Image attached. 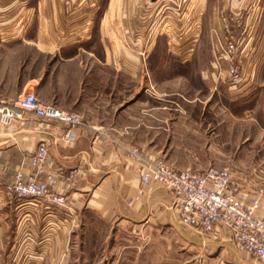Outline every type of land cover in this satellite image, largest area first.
I'll return each instance as SVG.
<instances>
[{"label": "crops", "instance_id": "obj_1", "mask_svg": "<svg viewBox=\"0 0 264 264\" xmlns=\"http://www.w3.org/2000/svg\"><path fill=\"white\" fill-rule=\"evenodd\" d=\"M203 2H191L198 9L190 33L194 39L180 55L188 60L195 49L197 65L202 49L214 54L219 48L224 8L238 12L244 0H219L220 14L214 9L207 15ZM149 4L148 0H86L67 14L64 0H0V101L10 105L33 82V93L41 103L77 113L84 120L73 145L64 143L65 129L53 122L38 120L25 130L0 127V264H70L78 231L84 235L83 264H100L95 258H104L106 252L96 235L102 227L110 231L115 226L126 228L131 245H144L146 253L156 226L175 230L182 247L188 237L199 257L197 264H258L225 229L216 227L203 235L179 224L174 198L164 188L143 185V166L129 160L120 146L137 147L145 158L177 170L181 167L175 161L194 162L202 160L203 154L206 159L215 154L210 146L217 135H205L209 147L203 149L201 126L212 124L211 116H203L211 115L213 109H222L229 119L242 112L264 130V0H256L247 22L250 42L246 49L251 47L253 68L244 71L245 92H211L205 81L216 84L218 76L202 70L195 77L204 83L203 90L194 85L193 92H153L146 61L131 55L132 50L150 51L156 45L155 9ZM170 22L165 23V30H173ZM233 31L237 37L238 31ZM28 45L34 57L47 61L29 77L24 70L11 74L7 65L25 62ZM208 63L212 68L216 64L213 58ZM123 77L135 86L126 89ZM11 80L17 82L12 89L6 83ZM166 97H178L177 103L166 105ZM41 139L51 149L47 171L64 178L75 172L73 181L61 182L58 188L67 198L63 210L29 199L14 200L4 190L17 171L29 174V158ZM186 170H192L190 165L180 171ZM235 181L248 202L255 193L250 185L257 180ZM131 251L129 264H138L137 251ZM112 256L110 264H121L116 254Z\"/></svg>", "mask_w": 264, "mask_h": 264}, {"label": "rangeland", "instance_id": "obj_2", "mask_svg": "<svg viewBox=\"0 0 264 264\" xmlns=\"http://www.w3.org/2000/svg\"><path fill=\"white\" fill-rule=\"evenodd\" d=\"M148 1L153 4V8L155 9L153 22L156 27L155 42L156 44L158 43V47L155 48L157 46L155 45L150 51L144 48L132 50L131 55L139 56L146 61L145 65L154 83L153 92H193L195 86L201 87L203 90L205 89L204 83L200 81L198 75L195 77V74H199L200 70L210 73L215 72V75L218 76L216 84L210 83L209 80L205 81L211 92L217 90L221 92H245L243 91V88L246 86V84H244L246 78L244 71L246 67H248L249 71L253 68L251 63H249V54L252 52L251 47L246 49L250 42V37H247L248 33L246 30H249L247 22L251 10L255 7L254 4L256 0H244L241 6V8H243L238 12L231 13L224 8L222 12L223 15L221 14L222 17L220 16L221 23H223L222 33L225 34V24L228 23L229 27L233 26L234 28H232L238 31L237 37L234 36L237 44L232 48V55H230L228 53V43L224 42V37L222 38L223 35H221L219 39V48L214 51V54L212 52L211 54L209 49H202L201 52L198 51L199 60H201V64L199 65L193 62L195 58V49L192 51L188 60H184L180 56L182 51L191 46L194 39L190 33L192 32L191 28H193V24H195L194 21L198 9L192 6V0ZM220 3L219 0H204L202 4L203 8L206 6V15L214 9L219 12L222 7ZM201 10L202 6L200 7V13ZM206 15L204 16L206 17ZM204 16L202 17L205 18ZM167 20L171 21V24H174L172 31L169 29L165 30V23ZM199 27L201 29L200 21ZM252 38L251 40H253ZM24 51L26 56L25 62L22 61L20 64L11 63L7 66H9L11 74L17 72V70H20V72L24 70L23 72L29 77L34 73L40 72L44 61H47V59L44 60V58L40 56L37 58L34 57L32 53H35V51L31 45H28ZM209 58L215 59L216 64L214 68L208 63ZM179 60L182 63L179 62ZM246 61H248V66H246ZM235 66L239 68L237 75L230 73L231 67ZM6 83L11 86V89L15 88L17 84V82L13 80ZM19 83L21 85V81ZM123 86L128 90L132 89L135 86V82L123 77ZM33 88L32 82L26 87L25 92H33ZM176 98L178 97H166L165 100H169V102H165V104L172 105L177 103ZM12 103L11 101V104ZM206 115L211 116L213 120L212 124L208 127L204 126V124L201 125L203 136L202 147L203 149L205 148V150L209 147V145L205 144L206 139L204 136H209L212 132L213 135H217V139L214 144L210 146V152L215 154L211 155L210 158L208 155L207 159L205 158V154H203L202 160L194 162L182 160L175 161L174 165L181 167L182 170L183 167H187L188 165H190L194 171L198 169L205 170L210 167L219 170H228L237 181L238 178H255L257 181L250 185L252 191L264 188V130L258 129L254 121L249 120L250 117H243L242 112H235V119L226 117L222 109H213L211 115L206 113L203 119ZM259 118L263 120V117L260 116ZM257 121H259V125L261 126L262 123L260 120ZM212 129H214V131ZM164 163L171 167L168 163ZM181 169L177 170L180 171ZM79 228L80 227H78V229ZM101 229L103 231H100L95 239L99 245L103 243L100 248L105 250L106 255L104 258L99 256L95 258L96 263L110 264L114 259L112 254H116V261H122L120 262L121 264H129V261H131L129 257L131 250V252L134 250L137 251L138 264L198 263L199 257H195V250L188 240V237L185 238V245L182 247V241L178 239L179 237L176 231L172 228L165 227L162 230L155 226L154 241L152 246L148 247V253L145 252V246H140V243L138 246L131 245L132 242L129 240V233L126 231V228L115 226L110 231L105 230L103 227ZM76 235L77 236L74 238V255L71 257L70 264H83L81 242L84 235H82L81 231L76 232ZM30 251L33 253V250ZM112 251L114 253H109ZM145 254H147V256ZM150 255L153 256L152 259ZM29 256L32 255L29 254L28 257Z\"/></svg>", "mask_w": 264, "mask_h": 264}, {"label": "built area", "instance_id": "obj_3", "mask_svg": "<svg viewBox=\"0 0 264 264\" xmlns=\"http://www.w3.org/2000/svg\"><path fill=\"white\" fill-rule=\"evenodd\" d=\"M85 1L64 0L67 14ZM224 28L222 38L228 43V53L232 55V48L237 44L234 31L228 23ZM238 70L236 66L231 67L230 73L237 75ZM38 120L62 126L65 131L61 138L67 145L77 141L78 131L84 125L81 115L64 112L52 104H43L33 92L21 94L10 105L0 101V127L14 126L18 130H25ZM103 136L113 141L108 135ZM120 147L129 160L143 166L140 177L143 185L153 184L164 188L174 198L178 205L179 224L203 235H209L216 227H221L242 252L258 264H264V188L255 190L246 202L241 196V187L228 170L210 167L177 171L162 161L145 158L137 148ZM50 150L47 140L38 141L27 164L29 174L19 170L5 184V193L10 198L31 199L57 210L67 207V198L59 193L58 188L61 182L73 181L75 172H69L64 178L57 172L47 171Z\"/></svg>", "mask_w": 264, "mask_h": 264}, {"label": "trees", "instance_id": "obj_4", "mask_svg": "<svg viewBox=\"0 0 264 264\" xmlns=\"http://www.w3.org/2000/svg\"><path fill=\"white\" fill-rule=\"evenodd\" d=\"M157 46L155 47V48H157L158 47V43L156 44ZM149 59H151V58H149ZM179 62H181L180 60H179ZM182 63V62H181Z\"/></svg>", "mask_w": 264, "mask_h": 264}]
</instances>
